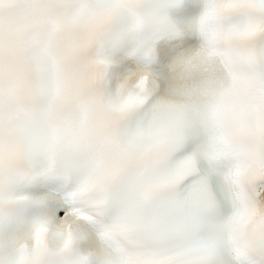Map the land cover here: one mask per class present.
Wrapping results in <instances>:
<instances>
[{"label": "snow or ice", "instance_id": "6c2138e0", "mask_svg": "<svg viewBox=\"0 0 264 264\" xmlns=\"http://www.w3.org/2000/svg\"><path fill=\"white\" fill-rule=\"evenodd\" d=\"M196 2L195 32L211 25L229 49L164 46L153 71L151 47H134L112 68L132 117L105 179L119 199L86 213L55 165L0 173V264H264V0Z\"/></svg>", "mask_w": 264, "mask_h": 264}, {"label": "clouds", "instance_id": "9594fccd", "mask_svg": "<svg viewBox=\"0 0 264 264\" xmlns=\"http://www.w3.org/2000/svg\"><path fill=\"white\" fill-rule=\"evenodd\" d=\"M168 7L167 0H0V173L55 165L74 207L95 214L98 203L117 201L105 179L132 117L112 85L114 45L138 22L140 36L165 24ZM198 36L205 49L231 47L211 25ZM240 181L254 199L257 182ZM99 222L121 237L119 220Z\"/></svg>", "mask_w": 264, "mask_h": 264}]
</instances>
